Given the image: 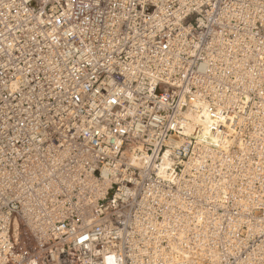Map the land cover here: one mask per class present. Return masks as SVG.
Listing matches in <instances>:
<instances>
[{"label": "built area", "instance_id": "built-area-1", "mask_svg": "<svg viewBox=\"0 0 264 264\" xmlns=\"http://www.w3.org/2000/svg\"><path fill=\"white\" fill-rule=\"evenodd\" d=\"M233 1L0 0V264H151L143 242L158 264H264V42L234 43L264 41V0ZM204 119L221 155L198 154ZM226 161L255 175L190 178Z\"/></svg>", "mask_w": 264, "mask_h": 264}, {"label": "bare ground", "instance_id": "bare-ground-1", "mask_svg": "<svg viewBox=\"0 0 264 264\" xmlns=\"http://www.w3.org/2000/svg\"><path fill=\"white\" fill-rule=\"evenodd\" d=\"M245 0H234L233 1V4H236V5H242L243 2ZM257 3V0H246V5H255ZM258 39V38H257ZM259 40V39H258ZM264 41L259 42L258 41H253L252 39V35H249L248 37L246 36H242V37H236L235 38V47L237 48H240V47H243V51L246 52L247 51V48H249V46L251 45H258L260 43H263ZM264 45V44H263ZM228 62H232L230 59H227ZM243 71L250 75L252 73L251 72V69H243ZM243 75V74H242ZM192 119H195L194 116H192V114H188V117L185 121L182 122V125L184 126V131L186 132H189L191 133L192 132V126H191V123L189 121H191ZM197 119V118H196ZM204 125H203V129L200 131V135L201 137L203 138V140H205L203 146H201L199 149L200 152H198V154H200V156L202 155H221V149L218 151V149L216 147H214V143L215 142H223V141H226L227 140V137L225 136H218V137H215L211 132H210V129H209V124L208 122L204 119L203 121ZM213 144V145H210ZM248 149V147H247ZM246 149V151H247ZM220 152V153H219ZM168 154V151L164 154V157H163V162H162V167H161V170L165 169L166 166L170 163V160L171 158L167 155ZM200 156H197L194 155V156H191L190 157V163H197V161L199 160V157ZM44 159H48L47 156H44ZM142 157H138L137 155L135 154H131L130 156V161L136 165H140L141 162H142ZM44 162L46 160H43ZM221 161V160H220ZM39 162V161H38ZM40 164V162H39ZM225 166H226V171L223 173V175L221 177H219L217 179V181H211L210 180V183H208L207 181H205L203 179V177L200 175V177L198 179H196L194 176H191L190 178H192L193 181L195 180H199L203 185L207 186L208 184H211V183H215V184H219L221 186H224V185H227V184H231L233 186V183H237L239 182L240 180H244V181H250L251 178H253V176L255 175L254 172L249 169V172L248 174L244 175V171L242 169L239 170V172L237 174H234V171H232V169L229 168V161H226L225 163ZM264 165V163H263ZM102 171V169H100ZM49 171V168L48 167H43L42 165L41 166H36V169L35 171H32V173L35 175L33 179H40L41 176L43 175H46V172ZM101 173L102 172H95V173H90V174H87L84 179H82L81 182L84 183V186L85 185H88V187H97L99 190L96 189V193H99L100 192V189H102V191H107L109 188H112V184L114 183L112 180H110L109 178H104L102 179L101 177ZM190 173V171H189ZM62 176L65 177V176H68L70 177L69 180L72 179V175L70 172L66 171L64 173H62ZM83 177V176H82ZM221 178H225V179H221ZM221 179V180H220ZM184 183L186 185H189V183L186 182V180L184 179ZM216 187V185H215ZM248 186H244V189H243V192L242 193H245V195H248L249 193L247 192L248 190ZM32 190V189H31ZM34 191L35 193H33L32 195H35L36 194V191L35 190H32ZM28 192V191H27ZM19 193H23L24 195H26V191L24 192L23 190L19 189ZM232 194L233 196H236V193L234 191V189L232 190ZM26 197H31V195H27ZM238 199H240L238 197ZM91 206H84L83 207V210L81 212L82 215H85L87 213V209H90ZM61 212L64 213V210H61ZM3 218H5V214L2 213L1 214ZM38 216V214L36 213V211H33L32 212V216ZM87 218L85 216H81L79 218V224L81 225H85L87 223ZM128 224H130V227L131 228V223L133 221V218H128L125 220ZM30 223V226L33 227L34 229H37V230H41L38 225V222H29ZM137 229L139 230L140 232V235H145L146 237L148 235L145 234V231L149 230L147 227V225H145L143 223V219L142 218H138V220H135L134 221ZM187 225L185 223H183V227L185 228ZM7 227V223H6V226H5V229ZM125 233L127 234H131V231L129 229H126L125 230ZM2 235H4V233H1ZM144 244V248L142 246H139L140 250L143 248V250L141 251V254H145V253H149V261L151 264H158V260H160V252L156 249H149L148 251V246L145 245V243L143 242ZM220 259V256L215 254V253H212L210 252V257H209V260L212 264H215L216 262H218ZM106 261L108 264H112V263H115L114 261V258L113 257H107L106 258Z\"/></svg>", "mask_w": 264, "mask_h": 264}]
</instances>
